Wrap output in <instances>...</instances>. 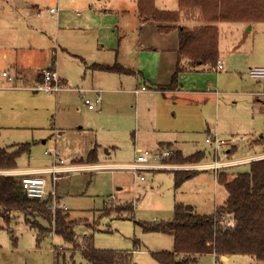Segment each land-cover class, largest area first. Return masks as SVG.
<instances>
[{
	"label": "rangeland",
	"instance_id": "1",
	"mask_svg": "<svg viewBox=\"0 0 264 264\" xmlns=\"http://www.w3.org/2000/svg\"><path fill=\"white\" fill-rule=\"evenodd\" d=\"M135 5V0H0V72L7 68L18 77L17 87L0 90V147L30 144L29 153L16 159L19 168L50 167L54 152L76 167L59 173L52 183L49 174L43 177L56 202L67 207L61 209L66 220L77 222L73 231L79 247L90 239L98 248L132 251L133 263L159 264L151 253L171 251L172 236L144 230L141 223L171 219L176 202L209 214L227 196L208 167L196 168L197 173L176 187L173 170L184 167L174 166L193 164L168 163L175 150L182 156L204 152L206 157L196 165L210 164L214 144L205 139L215 134L228 142L218 153L228 150L229 160L264 157V140L260 141L264 96L253 95L264 85L247 75L249 67L264 66V21L217 22L223 69L206 65L203 70L180 72L172 85L179 90L162 94L151 87L155 82L171 85L173 55L156 54L162 36L146 33L138 38ZM155 5L176 9L177 0H155ZM50 7L58 8L57 18L31 13ZM122 9L128 15H122ZM163 43L169 47L170 39ZM46 52L53 54L51 60ZM52 62L58 76L67 79V88L57 95L29 89L36 70L51 67ZM93 64L118 65L132 72L105 71ZM4 81L0 77V84L9 86ZM138 85L146 91L135 94L132 90ZM75 87L103 90L101 102L88 109L83 97L92 99L94 93L86 90L80 95ZM137 149L149 152L151 162L169 168L136 175L128 165ZM164 149L172 154L158 159ZM92 150L94 163L86 160ZM247 168L245 162L218 170L226 169L231 177ZM105 204L120 208L104 212ZM53 229L54 223L39 216H28L26 222L19 211H12L7 220L0 215V264H86L79 247L51 235ZM195 264L264 262L249 255L222 260L205 253Z\"/></svg>",
	"mask_w": 264,
	"mask_h": 264
},
{
	"label": "trees",
	"instance_id": "2",
	"mask_svg": "<svg viewBox=\"0 0 264 264\" xmlns=\"http://www.w3.org/2000/svg\"><path fill=\"white\" fill-rule=\"evenodd\" d=\"M137 14L140 22L153 21L159 33L176 30L177 56L175 72L171 86L181 71L180 58L185 57L190 67L208 65L215 67L218 59L217 22L221 21H264V0H178L177 10L160 9L155 0H136ZM190 11L200 20L194 27L179 24L180 12ZM92 67L105 71L131 70L118 65L93 64ZM264 135L260 136V141ZM170 145V143H167ZM30 144H13L11 149L0 147V171L17 169L16 159L22 153H29ZM204 152L197 151L182 156L175 150L167 161L171 164H197L204 160ZM87 162L94 163L92 150L86 156ZM248 168L237 171L231 177L226 169L218 170L217 182L222 185L227 196L225 201L209 214L198 213L191 205L176 202L172 209V218L158 224L141 223L144 230L158 231L172 236L171 251L151 253L159 264H195L197 256L205 253L215 258L229 255H249L264 262V157L247 162ZM198 170H173L174 183H181L197 173ZM20 175L0 173V215L7 220L12 211L28 216H39L51 222L48 201L26 196L21 188ZM120 206L104 205V212ZM126 209H132L126 205ZM59 208L55 211V234L65 242L77 248L73 227L75 220H66ZM233 220V226L228 222ZM31 227L39 228L38 224ZM41 236L37 234V240ZM86 264H136L131 261V252L95 247L90 239L78 248Z\"/></svg>",
	"mask_w": 264,
	"mask_h": 264
},
{
	"label": "built area",
	"instance_id": "3",
	"mask_svg": "<svg viewBox=\"0 0 264 264\" xmlns=\"http://www.w3.org/2000/svg\"><path fill=\"white\" fill-rule=\"evenodd\" d=\"M33 11L32 13L37 17H39L42 14V12H46L49 18H56L59 10L57 7H50L44 10L35 8L33 9ZM216 67L218 69L223 68V64L221 60L219 59L217 60ZM0 75L6 80L7 83H9L8 87H17L14 81L17 78L15 77L14 74H10L8 71H2ZM247 75L250 78L256 80L257 82H263V85H264V66L249 67L247 70ZM2 87L3 86L0 85V88ZM66 88L67 86L62 83V80L58 76L53 66L43 68L40 73V79L36 81L33 85L29 86V89L33 91H41L44 93H57ZM146 89L147 87L140 86L139 88H136L134 92L137 93L140 91H145ZM74 90L77 91L80 95L83 92H86V90H88V92L94 93V97L92 99L89 97H83V103L90 110L94 109L96 105L101 102V99H102L101 89H82V88L76 89L74 88ZM253 94L257 97H263L264 96V86H263V89H260L259 91H256ZM205 142L214 144L213 161L210 162V164H206L202 166L193 164L190 166H174V167H177L176 169L184 167V169H193V170H195L196 168L208 167V169L210 168L213 169L216 175L218 172V169L220 168L249 162L251 161V159L252 160L257 159V158L251 157V158L229 160L228 150L222 153L221 155H219L218 148L228 145V142L223 139H218L215 134H212L208 138H206ZM171 154H172L171 151L164 149L159 153L158 159L160 157H169ZM53 155H54V161L50 165V167H47V168L31 170L30 172H20V171H15V170L0 171V173L20 175L21 176L20 178L21 188L27 197L41 200V201L47 200L48 208L51 211V222L52 223H54L55 211L59 208L66 210L67 207L65 205H62L56 202L55 196H54V190L47 188L48 181L43 177V174H49L50 183H52L58 178L59 173L68 172V171H72L76 169L74 165L65 164L64 161L58 157L56 152H54ZM151 157L152 155L149 152L147 151L142 152L140 150H137L136 155L134 157V162L128 165V169L134 170L136 172V175H138V172L143 171V170H152V169L156 170V169H160L163 167L169 168V166L151 162ZM96 167H97L96 165L93 166V168H96ZM139 178L142 179L143 176L139 175ZM50 197H53V198H50ZM228 224L230 226H233L234 224L233 220H230ZM53 233L55 234L54 229H53V232L50 234L53 235ZM60 249H61V246L54 248V251L60 250Z\"/></svg>",
	"mask_w": 264,
	"mask_h": 264
},
{
	"label": "crops",
	"instance_id": "4",
	"mask_svg": "<svg viewBox=\"0 0 264 264\" xmlns=\"http://www.w3.org/2000/svg\"><path fill=\"white\" fill-rule=\"evenodd\" d=\"M136 1V0H135ZM156 6V5H155ZM157 7V6H156ZM157 8H159V7H157ZM179 7H178V0H177V8L175 9H173V8H171V9H169V8H160V9H168V10H177ZM35 9V8H34ZM132 10H133V12L135 11V13H136V15L138 16V14H137V7H136V5H135V8H132ZM32 11H33V9H32ZM122 11V15H128V10H126V9H122L121 10ZM32 13V12H31ZM58 14H59V11H58ZM58 16V15H57ZM57 18V17H56ZM178 23L179 24H183V25H186V26H189V27H194V26H196V25H198L199 23H200V20L195 16V14L193 13V12H190V11H181L180 12V18H179V21H178ZM157 26H156V23H154L153 21H144V22H140L139 21V18H138V22H137V25H136V29L138 30V38L139 37H141V38H143L144 36H146V33L147 34H151V35H153L155 38L156 37H161L162 36V38H164V39H166V38H169L170 39V43H169V47H166V45L163 43V40L164 39H162V42H161V44H159L156 48H158L159 49V51H156V54L158 55V56H164V58H166V56H165V54L168 52V51H171L172 52V54L171 55H173L172 56V58L174 59V61H173V63H172V65H170L169 66V68H170V72L172 73V72H174L175 71V69H176V64H177V62L179 61V59H178V56H177V52H176V49H177V33H176V30H173V31H170V32H168V33H159L158 31H157V28H156ZM218 29V28H217ZM152 42V41H151ZM151 42H149V44L151 45ZM144 43H147V42H144ZM14 48V47H13ZM14 50H15V48H14ZM154 50H155V48H154ZM169 53V52H168ZM53 55V54H52ZM52 55H51V53H47L46 52V56H47V58L46 59H48V60H51V57H52ZM2 57L3 58H6V54L5 53H3L2 54ZM161 61H163L162 59H160ZM180 66H181V71L180 72H183V71H198V70H203L204 68H205V66L206 65H199V66H197V67H190L189 66V63H188V60H187V58H185V57H181L180 58ZM53 62H52V66H53ZM15 66H16V64H14ZM163 67H164V64H163ZM17 68H18V70L20 71V72H22L23 73V68H21V65L20 64H17ZM43 68H46V66H41V67H39V69H37L36 70V72L34 73V75H33V79H34V83L36 82V81H38L39 79H40V73H41V70L43 69ZM214 68H217L216 66L214 67ZM218 69V68H217ZM221 69H223V68H221ZM2 71H8L9 72V70H7V68L6 69H3V70H1V72ZM1 72H0V74H1ZM179 72V73H180ZM173 74V73H172ZM172 76V75H171ZM0 77H1V75H0ZM15 77H16V75H15ZM3 77H1V79H2ZM16 78H18V77H16ZM4 79V78H3ZM60 79L62 80V83L64 84V85H68L67 84V79H65V78H63V77H60ZM5 80V79H4ZM257 82V81H256ZM4 83H7L6 82V80L4 81ZM259 83V82H258ZM261 83V82H260ZM153 84H156L155 86L153 85V87H151V88H153L155 91H158V92H160V93H162V94H166V93H174V92H177L178 90H179V87L177 88V90H175V89H173L174 87H172L171 85H169L168 84V82H162V83H159V82H155V83H153ZM1 85V84H0ZM1 86H3L2 88H0V90L1 89H3V88H7L6 87V84H2ZM140 86H142V85H140ZM139 85L138 86H136L132 91L134 92V90L136 89V88H139L140 87ZM75 88H79V87H75ZM90 89H94V88H90ZM146 91V90H145ZM257 91H259V90H257ZM59 92H62V90L61 91H59ZM59 92H57V93H45V94H55V95H57ZM102 92H103V90H102ZM141 92H144V91H140V92H137V93H141ZM254 92V91H253ZM135 93V92H134ZM137 93H135V94H137ZM254 95V94H253ZM165 147H168V146H165ZM137 150H139V149H137ZM260 155V154H259ZM263 155V154H262ZM264 156V155H263ZM263 156H261V157H263ZM82 157V156H81ZM254 157V156H253ZM258 158V157H257ZM17 169H28V170H38V169H30V168H19V167H17ZM16 170V169H15ZM222 260H227L228 259V257L227 256H225V257H223V256H221L220 257Z\"/></svg>",
	"mask_w": 264,
	"mask_h": 264
},
{
	"label": "water",
	"instance_id": "5",
	"mask_svg": "<svg viewBox=\"0 0 264 264\" xmlns=\"http://www.w3.org/2000/svg\"><path fill=\"white\" fill-rule=\"evenodd\" d=\"M248 28H250V27H248ZM223 257H225V256H223Z\"/></svg>",
	"mask_w": 264,
	"mask_h": 264
}]
</instances>
